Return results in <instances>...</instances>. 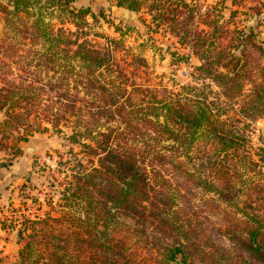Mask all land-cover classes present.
Instances as JSON below:
<instances>
[{"label":"trees","instance_id":"1","mask_svg":"<svg viewBox=\"0 0 264 264\" xmlns=\"http://www.w3.org/2000/svg\"><path fill=\"white\" fill-rule=\"evenodd\" d=\"M75 1L0 0V144L18 130L25 135L16 139L25 141L50 128L63 134L77 170L62 205L83 203L85 211L83 219L71 210L26 216L18 264H138L131 236L151 242L166 260L183 253L184 264H195L196 255L209 264H264V174L257 171L264 148L258 161L238 153L246 138L240 117L264 118V36L251 28L223 43L218 26L208 31L195 23H216L198 16L195 0H151L150 28L189 48L181 53L168 45L172 62L190 54L198 64L194 83L179 90L146 86L136 77L147 73V59L125 48L123 38L96 46L84 26L87 15L98 16L90 7L76 9ZM117 4L141 9L140 0ZM246 171L258 176L246 182ZM192 189L212 193L217 204L193 209ZM178 197L183 210L176 212ZM222 203L247 222L235 223L233 248L218 243L204 222L192 224ZM170 237L173 244L165 242Z\"/></svg>","mask_w":264,"mask_h":264},{"label":"rangeland","instance_id":"2","mask_svg":"<svg viewBox=\"0 0 264 264\" xmlns=\"http://www.w3.org/2000/svg\"><path fill=\"white\" fill-rule=\"evenodd\" d=\"M140 1L141 9L139 11L119 6L118 0H76L73 2V6L76 9L90 7L91 11L98 16V19L95 20L91 15H87L86 19L89 24L84 26L89 34L88 38L96 46H104L107 37L123 38L125 48H130L132 52L140 53L147 59V73L137 76L138 82L144 83L146 86L167 84L169 87H176V90H179L181 85L193 84L191 72L193 66L198 64V59L189 54L187 59L180 64L173 63L171 54L166 51L168 45L174 43L173 50H178L181 53H188L189 48H184L162 28L156 30L153 27L151 29L149 26L151 0ZM195 2L199 5L198 16L200 13L207 14L209 15L208 21H216L209 25L196 18L195 23H199V29L208 31H212L214 26H218L222 32L220 42L228 43L230 37L238 35L237 32H248L251 28L264 36V0H195ZM117 7L136 11L139 23L132 24L130 21H124L117 11ZM52 22L56 26H62L58 18H53ZM65 26L72 30L75 29L70 22H67ZM2 29L3 26L0 22V44ZM123 55L124 51L118 56ZM13 72L21 73L22 78L25 76L16 66H14ZM250 88L251 84L247 83L245 94L250 91ZM230 114L238 113L236 111V113L231 112ZM4 118L5 115L1 112L0 120ZM240 119L241 127L246 130L244 132L246 138L239 146L238 153L249 154L258 161L260 153L263 152L262 148H264V118L255 121L242 117ZM18 135L24 136L25 131L14 132L10 139L4 140L3 144H0V180L2 181L0 182V264H18L21 261V250L28 240V233L22 238L19 229L23 227L20 221L24 220L26 216H46L47 214L60 216L63 211L71 210L80 219L85 218L83 203L74 207L62 205L65 187L73 179L72 172L77 170V161L69 155V148L72 145L68 143V140L64 138L63 134H59L51 128L44 132L35 131L29 135L27 141L17 140L16 136ZM30 144L37 146V150L33 154L27 153L24 149ZM259 170L264 174L263 164L257 171ZM255 176L258 175L254 171H246L244 180L247 182ZM184 192L185 190H181L180 194L182 195ZM176 193L174 192L172 195L174 196ZM213 198L215 196L212 193L201 189H192L190 194L187 192V199L190 200L193 209L199 211L205 210L208 202L217 204L211 200ZM180 199L178 197L173 207L176 212L183 210ZM214 209V215L210 218L198 213L201 223L196 218L192 224L197 227L205 224L207 232L216 236L218 243L233 248L232 230L236 228L238 222H241V226L247 222H242L244 221L242 214L237 213L236 209L225 203L217 208L214 207ZM233 216L239 219L235 220ZM98 224L102 228L103 222ZM77 228L78 232H81L79 235L81 236L83 222H77ZM242 236L244 238L247 234L240 235V237ZM20 237L21 242L19 241ZM173 238H167L165 242L173 244ZM129 242L132 251L138 255V264H184L183 253H178L174 258L166 260L151 242L145 246V238L131 236ZM194 260L195 264H209L197 255Z\"/></svg>","mask_w":264,"mask_h":264},{"label":"water","instance_id":"3","mask_svg":"<svg viewBox=\"0 0 264 264\" xmlns=\"http://www.w3.org/2000/svg\"><path fill=\"white\" fill-rule=\"evenodd\" d=\"M117 11L120 13L121 18L124 21H130L132 24L139 23V16L136 11L117 7ZM25 151L29 154H33L37 150V146L34 144H30L24 147Z\"/></svg>","mask_w":264,"mask_h":264},{"label":"crops","instance_id":"4","mask_svg":"<svg viewBox=\"0 0 264 264\" xmlns=\"http://www.w3.org/2000/svg\"><path fill=\"white\" fill-rule=\"evenodd\" d=\"M0 182H2V181L0 180Z\"/></svg>","mask_w":264,"mask_h":264}]
</instances>
